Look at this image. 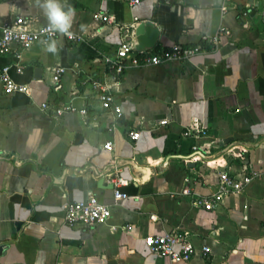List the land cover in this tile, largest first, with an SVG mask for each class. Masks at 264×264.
<instances>
[{"label":"crops","instance_id":"1","mask_svg":"<svg viewBox=\"0 0 264 264\" xmlns=\"http://www.w3.org/2000/svg\"><path fill=\"white\" fill-rule=\"evenodd\" d=\"M66 3L75 9L71 29L80 42L57 38L56 54L38 42L11 44L0 55V67L11 66L13 80L30 88L4 94L0 85V264H264L261 0ZM17 18L31 27L47 22L35 0H0V24ZM138 20L151 21L158 31L149 50L178 43L198 45L199 52L114 74L103 59L113 56L120 40L132 38ZM218 28L228 33L216 34ZM95 83L109 86L118 114L100 106ZM49 100L74 110L49 116L39 107ZM193 118L204 133L183 136ZM134 131L138 136L131 140ZM165 156V165L143 181L127 165L103 175V184L114 177L124 181L120 190L127 197L115 203L111 188L96 186L91 169L74 172L86 165L101 172L116 159L155 168ZM64 167L72 171L60 177ZM252 170L258 177L211 209L178 194L185 177L193 193L205 195L219 171ZM88 194L110 206L109 218L92 228L64 224L63 206ZM172 229L186 232L196 247L207 245L209 253L171 262L147 252L143 236Z\"/></svg>","mask_w":264,"mask_h":264},{"label":"built area","instance_id":"2","mask_svg":"<svg viewBox=\"0 0 264 264\" xmlns=\"http://www.w3.org/2000/svg\"><path fill=\"white\" fill-rule=\"evenodd\" d=\"M139 0H130V3L135 4ZM262 2V9L264 12V0ZM224 10L225 7L221 6ZM102 21L110 22L111 17L107 14L95 15ZM135 20V18H133ZM133 26V24H132ZM47 22L31 27L25 20L14 19L5 21L0 24V55L6 53L11 44L24 47L33 42L40 44L43 40H52L61 38L68 42L78 43L82 40L80 34L74 32L72 29L71 38L66 35L56 33L50 34L46 31ZM227 34V30L218 28L216 34ZM204 38V37H203ZM212 43L216 42V35L209 38ZM198 45H181L178 43L171 44L168 48L158 50H135L132 47V38L120 40L118 46L114 50L112 57H104V62L112 69L114 74H119L125 67L158 65L163 62L179 61L188 59L199 52ZM14 71L21 72L20 65H14ZM11 66L3 65L0 67V85L4 94L14 92L29 93V86L13 80L10 75ZM58 68L56 71H59ZM93 90L96 93L97 100L100 106L108 113L118 114L119 106L114 102V96L109 90V86L93 84ZM40 109L49 116L57 117L67 111H72L74 108L70 104L60 103L55 105L51 100L39 104ZM84 114V108L79 110ZM164 119L160 122L164 123ZM203 134L204 131L200 127L198 120L193 118L191 122L185 126L182 135L188 134ZM138 132L134 131L128 134L131 140L136 139ZM103 147L109 149L110 142H105ZM259 171L252 170L249 174H230L226 171H219L216 176V184L212 192L199 195L193 193L188 186V179H183L184 185L178 192L180 195L192 196L191 205L201 207L203 209H211L219 204L229 194L239 192L248 184L253 178L258 177ZM111 182V196L112 201L119 202L127 197V194L120 190V186L124 183L121 178L114 177ZM110 216V206L108 204L99 202L94 195L88 194L87 197L81 200H73L63 206V223L72 226L79 225L83 228H92L97 224L105 222ZM142 242L148 253L157 256L165 257L171 262L188 261L196 252L201 254L209 253V248L205 244H200L198 247L194 246L189 239L186 232L179 230H168L160 234H147L143 236Z\"/></svg>","mask_w":264,"mask_h":264},{"label":"water","instance_id":"3","mask_svg":"<svg viewBox=\"0 0 264 264\" xmlns=\"http://www.w3.org/2000/svg\"><path fill=\"white\" fill-rule=\"evenodd\" d=\"M158 37V31L153 25V23L149 20H138L133 23V36H132V47L135 50H147L151 48ZM34 77L35 79L39 78L40 75V68L35 67L34 70ZM247 146H254L255 144H249L243 142ZM201 155V154H200ZM202 156V155H201ZM16 159V156H12ZM169 156H165L163 162L156 166L155 168L147 167V166H137L129 159H116L112 164H108L104 170L101 172H97L92 166L86 165L82 169H75L74 172H78L84 169H91L93 176L96 178V186L97 187H107L111 188L112 185L110 183L103 184V175H105L110 169L118 168L123 165H127L130 174L137 179L138 181L145 180L150 174L154 173L157 170H160L166 163ZM71 168H62L61 175L64 173H71ZM59 178H55L53 182H59Z\"/></svg>","mask_w":264,"mask_h":264},{"label":"clouds","instance_id":"4","mask_svg":"<svg viewBox=\"0 0 264 264\" xmlns=\"http://www.w3.org/2000/svg\"><path fill=\"white\" fill-rule=\"evenodd\" d=\"M36 6L40 8L47 19L46 31L55 35L59 33L71 38L72 28L75 19V9L61 0H35ZM47 52L56 54L58 51L56 40H43Z\"/></svg>","mask_w":264,"mask_h":264}]
</instances>
